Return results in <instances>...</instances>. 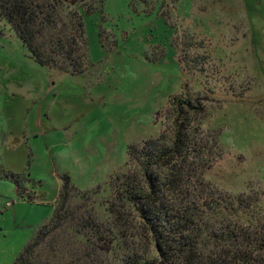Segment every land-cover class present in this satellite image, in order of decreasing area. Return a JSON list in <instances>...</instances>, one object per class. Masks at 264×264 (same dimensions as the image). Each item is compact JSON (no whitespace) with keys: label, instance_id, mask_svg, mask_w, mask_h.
Wrapping results in <instances>:
<instances>
[{"label":"rangeland","instance_id":"rangeland-1","mask_svg":"<svg viewBox=\"0 0 264 264\" xmlns=\"http://www.w3.org/2000/svg\"><path fill=\"white\" fill-rule=\"evenodd\" d=\"M78 16L80 75L37 63L0 19V264H13L49 222L65 174L79 223L93 215L112 228L120 253L126 239L109 207L110 179L134 171L128 145L169 135V99L186 92L203 106L198 186L249 206L264 225V0L57 2L69 33L79 35ZM4 171L21 174L35 201L21 198ZM127 218L144 247L139 220ZM78 242L80 257L86 240Z\"/></svg>","mask_w":264,"mask_h":264},{"label":"trees","instance_id":"trees-1","mask_svg":"<svg viewBox=\"0 0 264 264\" xmlns=\"http://www.w3.org/2000/svg\"><path fill=\"white\" fill-rule=\"evenodd\" d=\"M58 1L0 0V19L11 26L37 63L80 75L85 70L79 53L83 20L75 17L79 35L69 33L57 17ZM200 100L188 92L172 96L169 135L162 132L127 146V164L134 171L110 179L116 198L109 207L115 220L123 222L120 235L126 239L120 253L112 228H105L93 215L79 223V213L69 201L74 186L65 174L60 176L62 184L49 222L37 229L13 264H53L64 254L65 264L75 258L73 264H264V225L245 212L250 207L198 186V168L207 157L197 139L196 120L203 111ZM3 175L15 184L21 198L35 201L21 174L4 171ZM128 215L139 220L138 230L147 239L144 247L134 241L136 227L127 223ZM79 236L86 240L80 257L72 254L79 252Z\"/></svg>","mask_w":264,"mask_h":264}]
</instances>
